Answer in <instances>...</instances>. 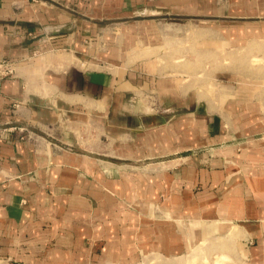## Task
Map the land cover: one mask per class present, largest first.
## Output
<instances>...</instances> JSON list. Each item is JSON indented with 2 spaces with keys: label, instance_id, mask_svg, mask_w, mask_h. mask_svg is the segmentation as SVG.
Instances as JSON below:
<instances>
[{
  "label": "crops",
  "instance_id": "obj_1",
  "mask_svg": "<svg viewBox=\"0 0 264 264\" xmlns=\"http://www.w3.org/2000/svg\"><path fill=\"white\" fill-rule=\"evenodd\" d=\"M2 61L0 264H264V0H0Z\"/></svg>",
  "mask_w": 264,
  "mask_h": 264
},
{
  "label": "rangeland",
  "instance_id": "obj_2",
  "mask_svg": "<svg viewBox=\"0 0 264 264\" xmlns=\"http://www.w3.org/2000/svg\"><path fill=\"white\" fill-rule=\"evenodd\" d=\"M177 107L174 108L173 112L167 114L168 118H173V124H209L207 126V133L213 134V126L212 124H262V114L257 113L254 115H249L246 112L244 113H230V112H223V113H212V112H184L180 113L177 112ZM230 109V108H229ZM254 116V117H253ZM211 124V126H210ZM23 129V128H22ZM25 129H23V132ZM207 245L206 243H203ZM201 244L202 246H204ZM207 248V246H205ZM179 261L177 263L182 264V258H177ZM228 257H212V256H189L186 257L184 260L186 264H228ZM176 260V259H175ZM165 264L161 259L157 258H149L146 264Z\"/></svg>",
  "mask_w": 264,
  "mask_h": 264
},
{
  "label": "built area",
  "instance_id": "obj_3",
  "mask_svg": "<svg viewBox=\"0 0 264 264\" xmlns=\"http://www.w3.org/2000/svg\"><path fill=\"white\" fill-rule=\"evenodd\" d=\"M14 67L8 61H2L0 64V76L12 75L14 73ZM23 131V129H21Z\"/></svg>",
  "mask_w": 264,
  "mask_h": 264
}]
</instances>
